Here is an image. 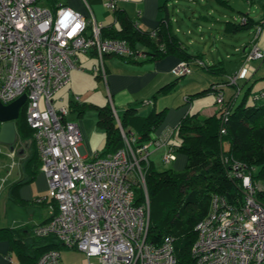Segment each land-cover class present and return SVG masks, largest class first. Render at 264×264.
Returning <instances> with one entry per match:
<instances>
[{"label":"built area","instance_id":"1","mask_svg":"<svg viewBox=\"0 0 264 264\" xmlns=\"http://www.w3.org/2000/svg\"><path fill=\"white\" fill-rule=\"evenodd\" d=\"M116 2L108 0L104 5L114 10ZM260 28L254 27L246 61L264 59L257 43ZM101 29L91 13L86 17L67 5L52 9L39 0H0V101L9 104L25 94V121L32 129L48 197L56 205L49 219L32 231L39 238L53 235L64 247L80 251L82 264H176L171 236L159 244L146 237L150 213L142 165H149L150 150L158 146L165 147V163L175 158L167 134L134 147L135 134L126 133L118 123L123 146L105 156L88 157L81 150L78 124L68 118L70 109L53 107L52 94L68 83L80 52L98 57L93 68L103 80L105 55L136 62L147 58L144 50L125 39L102 36ZM190 72L184 60L173 70L176 77ZM239 76L228 75L224 83L236 84ZM217 85L212 91L223 103ZM254 97L264 99V92ZM228 165V176L241 184L242 197L229 202L211 196L209 213L194 228L197 237L190 246L191 257L194 264H264V205L255 195L260 185L244 163L232 159ZM135 184L145 192L144 202L136 205ZM7 261L13 264L9 255ZM35 264H62L60 250L44 251Z\"/></svg>","mask_w":264,"mask_h":264},{"label":"crops","instance_id":"2","mask_svg":"<svg viewBox=\"0 0 264 264\" xmlns=\"http://www.w3.org/2000/svg\"><path fill=\"white\" fill-rule=\"evenodd\" d=\"M106 1L108 0H69L65 5L86 17L91 13L102 28L120 29L115 11L105 7ZM180 1L184 3L181 7L178 6L179 11L170 10L173 5L168 0H117L115 6L129 18L135 28L143 31L155 30L160 21L168 17L169 28L177 40L178 50L190 55L188 64L191 72L185 75L187 78L183 81L177 82L173 73L178 61H183L174 53L154 61L143 59L138 62H127L119 55H105L103 68L106 71V78L103 80L93 68L98 64V57L94 53L80 52L77 55V67L71 69L68 83L52 94L53 107H68L71 111L68 118L78 124L84 155L88 157L93 153L102 155L100 151L105 144V132L96 124V107L106 106L103 95L109 99L107 103L113 109L117 127L120 123L118 115L131 106L143 114L151 110L165 109V117L153 133V137L158 138L167 134V143L171 146L180 141L178 137L177 141L174 140L175 128L186 115L197 113L198 116L205 118L216 114L225 103L235 106L244 99L246 105H254L256 102L264 104V99L256 100L254 97L259 92H264V59L256 62L257 60L246 61L244 57L249 50L256 25L261 27L257 43L264 50V0H243L241 5L238 0H235L236 4L231 0ZM231 4L237 7L233 8ZM242 7L244 11L240 9ZM180 11L182 17L176 21H179L180 25L182 23L183 29H186L183 38L176 33L172 25L174 17L177 16L175 14ZM246 22L248 25H245ZM181 30L180 28L179 31ZM137 48L146 50L142 44H138ZM91 70L94 71L93 74ZM234 73L240 75L236 79V84L224 83L228 75ZM167 84L171 85L170 90L161 91L160 89ZM212 84L221 85L219 87L223 93V103L216 101L215 92L212 90L192 96L194 93L207 90ZM172 92L177 93L176 103L168 104L161 100L160 104L163 105L157 107L158 98L165 99ZM73 105L76 106L74 109ZM79 108H83L80 114ZM116 108H121L120 114ZM16 133L18 137L13 147L0 143V188L4 189L7 200L15 202L23 213L30 217L24 221L26 223L18 225L35 226L46 222L56 205L51 197H48L47 181L39 166L40 157L36 145L32 140L22 137L23 133L20 134L17 128ZM150 151L149 164L154 169L162 165L167 168L175 165L174 168L181 171L185 167L184 154L175 153V158L165 163L162 160L165 147L158 146ZM19 180L24 183L15 187ZM69 250L71 260L81 255L83 260V253ZM10 253L12 252L8 242L0 241V264H8L7 255L13 261ZM61 263L64 264L62 254ZM13 264L20 263L17 260Z\"/></svg>","mask_w":264,"mask_h":264},{"label":"trees","instance_id":"3","mask_svg":"<svg viewBox=\"0 0 264 264\" xmlns=\"http://www.w3.org/2000/svg\"><path fill=\"white\" fill-rule=\"evenodd\" d=\"M40 3L52 9L57 0H39ZM115 16L120 22V29L103 27L102 36L125 39L133 48L138 44L146 47V61H154L174 53L184 61L190 55L178 50L177 40L171 34L168 17L160 21L152 31L135 28L129 18H126L117 8ZM245 25H248L247 22ZM122 57V56H121ZM127 62H136L122 57ZM210 69V66L207 67ZM219 83V82H218ZM172 84V83H171ZM170 84L160 90H170ZM213 84L207 90L192 94H204L212 90ZM245 100V99H244ZM244 100L235 106L225 103L212 116L200 117L197 113L186 115L176 125L175 132L180 139L172 145L175 153L186 156L183 170H156L151 164H143L146 194L149 200V228L147 240L159 244L166 236H171L174 242L176 264H194L190 249L197 235L195 226L199 220L209 213L213 194L223 196L229 202L240 199L241 184L228 176V163L236 159L250 169L252 180L260 185L256 192V200L264 205V104L246 105ZM76 106L73 105V109ZM83 108L78 109V113ZM25 105H22L16 128L22 137L33 141L32 129L25 121ZM97 126L105 132V144L100 151L103 156L115 152L124 144L117 127L116 118L110 104L96 107ZM165 109L148 113L139 112L136 107L125 109L119 116V121L126 133L135 134L134 147L142 145L153 137L165 117ZM227 111L225 119L223 113ZM224 128V133L220 130ZM227 159L228 161H226ZM24 182L19 180L15 187ZM186 188V191H183ZM134 205L144 202V188L135 184ZM184 192V194H182ZM38 201V200H37ZM42 201V199L40 200ZM157 207L158 209L154 208ZM34 225L0 227V241L6 240L9 249L20 264H35L44 251L56 248L65 249L55 236L37 237L33 234Z\"/></svg>","mask_w":264,"mask_h":264},{"label":"rangeland","instance_id":"4","mask_svg":"<svg viewBox=\"0 0 264 264\" xmlns=\"http://www.w3.org/2000/svg\"><path fill=\"white\" fill-rule=\"evenodd\" d=\"M68 1L69 0H57V3L61 4V5H65V4L68 3ZM231 1H232V3H235V0H231ZM238 1H239L240 5L243 2V0H238ZM168 2L171 3V5H173V7H170V10H176L177 9V11H179V7L178 6L181 7V4L183 5V3H184L183 1H180V0L179 1L178 0H168ZM215 3H216V1H215ZM216 4L218 5L217 7L220 8V5L218 3H216ZM232 7L236 8L237 6L232 5ZM240 9L242 11H244V7L240 8ZM234 11H236V10H234ZM175 15H177V16H175L173 21H172L173 22V24H172L173 28H175L176 33H178L181 36V38H183V32L186 31V29H183L182 23L180 25V23H178L179 21L178 22L176 21L177 18H179V20H180V18L182 17L181 11L178 12V14H175ZM180 28L182 29L181 31H179ZM252 61H256V62L262 61V58H260V59H252ZM96 63H97V60H96ZM90 72L93 74L94 71L91 70ZM185 78H187V76H185V75L179 76V77H176V81L179 82V80H180V82H181ZM176 95H177V93L172 92V94L170 93V95H168V97L165 98V99H160L162 97L158 98V102L157 101L156 102L158 103L159 106H157V107H160V105H163V104H160L161 100H163L164 102H167L168 104H175L176 103L175 99L177 97ZM103 96H105L104 104H107L109 99H107L108 97L106 98V95H103ZM99 98H100V96H99ZM214 98H215V96H214ZM116 111H117L118 114H120V112L122 110H121V108H119V109L116 108ZM176 137H177V133H175V137H174L175 141H177V139H178ZM173 164H176V163H173ZM174 166L175 165H171L169 168H167V167H164L162 165V166H159V167H155V169L158 170V171L159 170H166V169H173L175 171H179L176 168H174ZM0 185H1V183H0ZM3 190L4 189L0 190V226H3V225H6V226H17L18 224L26 223L24 221H26L30 217H28V215L26 216V214L23 213V210L20 209V207H18V205L15 202H13L11 200H7V197H6V195H4V191ZM183 191L185 192L186 188L185 189L183 188ZM184 192L182 194H184ZM147 198H148V196H147ZM154 208L158 209L155 206H154ZM69 252H71V250H69V249L61 250V254H62V257H63L64 264H67L68 262L71 263V264H82V262L84 260V257H83V260L81 258L82 255L78 256V257H73L72 256L73 259L71 260V258L69 257ZM10 255L13 257V262H16L17 261L16 256H14L12 253H10Z\"/></svg>","mask_w":264,"mask_h":264},{"label":"water","instance_id":"5","mask_svg":"<svg viewBox=\"0 0 264 264\" xmlns=\"http://www.w3.org/2000/svg\"><path fill=\"white\" fill-rule=\"evenodd\" d=\"M26 102L25 94H21L19 98L3 104L0 101V143L13 147L17 141L16 124L19 117L21 107Z\"/></svg>","mask_w":264,"mask_h":264},{"label":"clouds","instance_id":"6","mask_svg":"<svg viewBox=\"0 0 264 264\" xmlns=\"http://www.w3.org/2000/svg\"><path fill=\"white\" fill-rule=\"evenodd\" d=\"M25 105V104H24Z\"/></svg>","mask_w":264,"mask_h":264}]
</instances>
